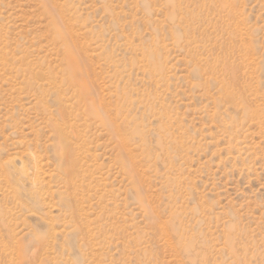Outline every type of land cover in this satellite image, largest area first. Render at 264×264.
Segmentation results:
<instances>
[{
    "label": "rangeland",
    "instance_id": "obj_1",
    "mask_svg": "<svg viewBox=\"0 0 264 264\" xmlns=\"http://www.w3.org/2000/svg\"><path fill=\"white\" fill-rule=\"evenodd\" d=\"M0 264H264V0H0Z\"/></svg>",
    "mask_w": 264,
    "mask_h": 264
},
{
    "label": "bare ground",
    "instance_id": "obj_2",
    "mask_svg": "<svg viewBox=\"0 0 264 264\" xmlns=\"http://www.w3.org/2000/svg\"><path fill=\"white\" fill-rule=\"evenodd\" d=\"M12 160L14 161V162H16V160H19L20 162L21 161H23L18 155H14L13 157H12ZM32 160V159H31ZM34 160V159H33ZM15 164V163H14ZM17 164V163H16ZM21 164H22V162H21ZM33 166H34V168H35V175L38 177L39 176V169H40V165H39V163L36 161H34V163H33ZM33 170V169H32Z\"/></svg>",
    "mask_w": 264,
    "mask_h": 264
}]
</instances>
